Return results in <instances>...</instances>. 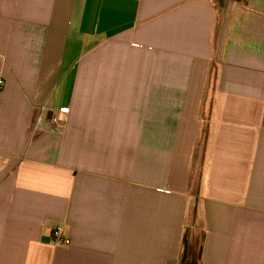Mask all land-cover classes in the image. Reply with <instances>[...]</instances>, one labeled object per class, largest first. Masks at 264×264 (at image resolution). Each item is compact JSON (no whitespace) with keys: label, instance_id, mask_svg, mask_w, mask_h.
<instances>
[{"label":"crops","instance_id":"obj_1","mask_svg":"<svg viewBox=\"0 0 264 264\" xmlns=\"http://www.w3.org/2000/svg\"><path fill=\"white\" fill-rule=\"evenodd\" d=\"M0 77V264H264V0H0Z\"/></svg>","mask_w":264,"mask_h":264},{"label":"built area","instance_id":"obj_2","mask_svg":"<svg viewBox=\"0 0 264 264\" xmlns=\"http://www.w3.org/2000/svg\"><path fill=\"white\" fill-rule=\"evenodd\" d=\"M4 80L0 77V92L4 89ZM69 109L63 108L54 112L49 119V129L55 134H61L65 130L66 121L65 116L68 114ZM54 238L60 237V231L57 229L53 232ZM60 239V238H59Z\"/></svg>","mask_w":264,"mask_h":264},{"label":"rangeland","instance_id":"obj_3","mask_svg":"<svg viewBox=\"0 0 264 264\" xmlns=\"http://www.w3.org/2000/svg\"><path fill=\"white\" fill-rule=\"evenodd\" d=\"M193 262H195V264H196V261H193ZM193 262H192V263H193Z\"/></svg>","mask_w":264,"mask_h":264}]
</instances>
